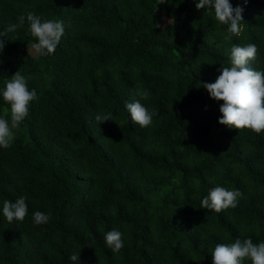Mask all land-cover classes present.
I'll return each mask as SVG.
<instances>
[{
  "label": "trees",
  "instance_id": "1",
  "mask_svg": "<svg viewBox=\"0 0 264 264\" xmlns=\"http://www.w3.org/2000/svg\"><path fill=\"white\" fill-rule=\"evenodd\" d=\"M230 2L244 9L243 33L226 42L228 25L194 0H0V32L28 11L64 26L48 56L26 19L3 37L0 117L10 122L2 91L18 71L37 99L0 148V264H212L218 243L264 242V133L221 125L223 101L202 86L234 45L255 44L251 67L264 71V0ZM138 90L155 112L146 128L126 108ZM215 186L243 197L203 209ZM21 196L28 214L9 223L3 202ZM36 211L50 221L35 224ZM113 229L119 253L104 239Z\"/></svg>",
  "mask_w": 264,
  "mask_h": 264
},
{
  "label": "clouds",
  "instance_id": "2",
  "mask_svg": "<svg viewBox=\"0 0 264 264\" xmlns=\"http://www.w3.org/2000/svg\"><path fill=\"white\" fill-rule=\"evenodd\" d=\"M197 10L205 8L214 9V18L222 25H228L227 34L223 39L227 42L233 36L240 37L243 33V11L240 6L233 7L230 0H194ZM246 4L248 0H243ZM25 19L30 25V32L38 41L31 47L41 56L55 53L62 36L64 26L62 21L55 19L43 20L32 11H28L18 17V24H11L5 32H0V54L5 48L3 37L8 32H14L22 27ZM258 49L255 44L246 46L234 45L231 48L230 66L218 69L220 74L212 83H203L202 86L208 91L215 101H223L220 106L222 117L221 125L238 130L248 129L257 134L264 133V71L254 70L251 61L257 58ZM16 72L11 79L6 81L2 91L3 100L10 105V122L0 117V148L11 147L15 140L14 129L29 115L31 102L37 99L35 89H29L28 79ZM139 99L126 104L133 123L142 128L149 127L153 123L154 111H150L141 100L149 99L147 90L137 91ZM97 123L114 121L112 113H101L95 116ZM119 125V124H118ZM120 126V125H119ZM212 181L210 180V183ZM243 193L237 190H228L222 186L211 188L207 196L201 201L202 208L220 213L229 208H235L238 199ZM3 217L9 223L23 222L28 214L26 197L21 196L15 202L5 200L3 202ZM34 223L37 225L48 223L51 214L36 211L33 214ZM98 230L103 231L98 227ZM123 233L113 229L104 236L106 244L114 253H119L124 247ZM80 254V252H79ZM79 254H72L73 262L79 261ZM212 264H245L250 260L251 264H264V242L255 244L251 237L246 239L237 238L233 243H218L211 251Z\"/></svg>",
  "mask_w": 264,
  "mask_h": 264
},
{
  "label": "rangeland",
  "instance_id": "3",
  "mask_svg": "<svg viewBox=\"0 0 264 264\" xmlns=\"http://www.w3.org/2000/svg\"><path fill=\"white\" fill-rule=\"evenodd\" d=\"M168 23H170V20H168V19H165V21H164L163 25H166V24H168Z\"/></svg>",
  "mask_w": 264,
  "mask_h": 264
}]
</instances>
